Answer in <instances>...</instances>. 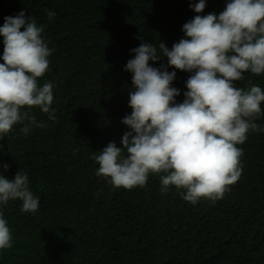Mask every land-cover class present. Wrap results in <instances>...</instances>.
Segmentation results:
<instances>
[{
    "label": "trees",
    "instance_id": "trees-1",
    "mask_svg": "<svg viewBox=\"0 0 264 264\" xmlns=\"http://www.w3.org/2000/svg\"><path fill=\"white\" fill-rule=\"evenodd\" d=\"M190 2L198 0H0V26L21 11L45 26L54 52L38 82L53 83L56 117L33 108L46 127L24 135L16 125L0 141L4 175L26 172L40 201L34 214L22 212L20 201L3 208L13 246L0 251V264H264V133L251 132L238 145L241 176L215 203L193 205L174 187L163 194L156 175L143 187L114 188L95 175L90 158L109 142L122 147L129 131L122 120L132 111V74L125 70L131 50L161 41L171 49L197 15ZM225 5L207 0L202 15ZM161 64L166 57L153 66ZM176 71L182 102L190 73ZM234 83L264 89V74L245 73ZM256 123L264 125V116Z\"/></svg>",
    "mask_w": 264,
    "mask_h": 264
},
{
    "label": "clouds",
    "instance_id": "clouds-1",
    "mask_svg": "<svg viewBox=\"0 0 264 264\" xmlns=\"http://www.w3.org/2000/svg\"><path fill=\"white\" fill-rule=\"evenodd\" d=\"M207 0L190 2L197 13L183 24V37L169 49L165 43H141L131 50L125 70L132 74L133 90L128 105L131 114L121 146L109 142L90 157L114 188L146 185L150 175L159 178L160 192L173 187L191 204L201 199L215 203L223 199L242 173L238 147L251 132L264 133L256 120L264 116V89L249 83L235 86L245 73L264 74V0H226L224 10L202 15ZM49 20L55 12L45 10ZM45 26L21 11L5 16L0 26V141L22 125L20 133L46 127L32 114L38 108L55 120L54 85L39 84L49 70L54 49L43 35ZM167 58V64L153 63ZM152 62V63H150ZM172 68V71L168 69ZM190 73L184 99L173 86L177 71ZM3 150V145H0ZM0 251L13 246L12 231L3 208L20 201L21 211L36 213L39 197L30 190L29 176L18 171L4 175L9 165L0 163Z\"/></svg>",
    "mask_w": 264,
    "mask_h": 264
}]
</instances>
